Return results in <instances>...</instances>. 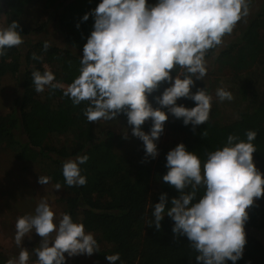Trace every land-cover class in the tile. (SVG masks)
<instances>
[{"label": "clouds", "instance_id": "1", "mask_svg": "<svg viewBox=\"0 0 264 264\" xmlns=\"http://www.w3.org/2000/svg\"><path fill=\"white\" fill-rule=\"evenodd\" d=\"M251 3L252 0H99L90 10L94 22L82 46L79 74L64 85L47 67L43 72L33 70L34 90L41 93L46 88L61 89L74 106L86 101L83 114L88 122L116 120L123 112L131 134L143 142L145 157L155 158V141L163 133L168 115L160 107H153L148 95L162 81H171L158 96H153L157 104L182 118L184 125L191 123L193 129L206 122L212 96L203 88L191 91L193 78H205L206 53L222 45L224 36L249 15ZM90 13H84L81 19L87 21ZM18 28L16 20L0 24V57L6 49L23 43ZM49 47V41H44L43 51ZM33 59L42 57L33 53ZM174 68L179 71L173 76L170 70ZM215 95L219 101L232 99L231 92L223 87L217 88ZM180 97L195 101V105L177 104ZM149 118L151 126L145 132L141 125ZM256 134L255 130H246L244 140L229 134L222 147L206 152L203 161L183 142L168 150L162 181L178 194L169 197L160 192L158 202L150 201L151 219L146 225L160 230L167 214L174 221V238L187 237L197 262L235 264L242 258L246 244V209L253 205L254 198L264 194V176L252 155L256 151L252 143ZM122 135L127 138L126 127ZM87 160L85 153L62 162L66 185L86 184L80 165ZM37 182L46 185L50 177L39 175ZM52 187L61 189V184L57 182ZM33 231L41 237L39 245L31 250L36 264H65V253L72 257L99 251L97 240L91 232H85L82 223L74 222L68 213H62L57 220L49 203L41 199L33 215L17 217L14 242L20 251L6 264H28L30 252L21 247V242ZM105 258L117 262L120 256L113 253Z\"/></svg>", "mask_w": 264, "mask_h": 264}, {"label": "trees", "instance_id": "2", "mask_svg": "<svg viewBox=\"0 0 264 264\" xmlns=\"http://www.w3.org/2000/svg\"><path fill=\"white\" fill-rule=\"evenodd\" d=\"M98 2L0 0V15L5 16L6 24L16 20L21 35L44 30L47 21L40 18L41 13L53 11L56 12L57 29L63 37L60 45L51 42L47 51H43L45 40L34 39L25 43L23 50L21 46H14L0 57V79L16 75L23 68L13 109L0 114V147L12 149L18 160L40 162L53 182L67 188L70 194L62 196V213L70 214L74 222L84 225L85 232L95 235L99 246V251L93 253L95 259L107 261L106 254L119 253L120 259L111 264H201L195 260V252L190 249L186 236L174 238L171 232L174 221L167 214L160 230L155 225H146L151 219L150 201L158 202L160 192H166L169 197L178 194L175 188L162 181L167 171L166 153L171 147L158 144V155L145 157L140 139L124 147L123 139H117L111 129L99 128L96 121L88 122L83 114L86 101L74 106L62 95L61 89L46 88L41 93L34 90L31 72H43L45 65L64 85L79 74L82 46L94 22L90 10ZM154 2L148 0V3ZM86 12L90 14L84 21L81 17ZM33 53L42 60L33 59ZM206 60L207 68H215L211 71L215 77L210 78V83L205 78L195 80L194 77L191 91L203 88L210 95L211 90L216 92L224 77L230 84L227 90L232 99L226 102L232 111L219 113L224 110H218L216 101H211L214 105L208 120L193 129L191 123L184 125L182 118L174 117L167 107L158 105L153 99L171 83L162 81L148 99L153 107H160L168 115L163 133L181 135L186 149L195 152L203 161L206 152L222 147L229 134L244 140L246 130H255L253 161L264 176V5L256 10L235 41L209 49ZM176 71L179 69L170 70V75L174 76ZM176 103L185 107L195 105V101L185 97L178 98ZM118 117L127 121L123 112ZM219 118L224 122H218ZM150 126L151 118L141 125L145 132ZM85 153L88 160L80 168L86 184L66 185L62 162ZM246 211V244L242 258L235 264H264V241L250 232L253 229L264 231V194L254 198L253 205ZM0 264H6V259L0 257ZM226 264L233 262L226 261Z\"/></svg>", "mask_w": 264, "mask_h": 264}, {"label": "rangeland", "instance_id": "3", "mask_svg": "<svg viewBox=\"0 0 264 264\" xmlns=\"http://www.w3.org/2000/svg\"><path fill=\"white\" fill-rule=\"evenodd\" d=\"M252 3L253 4H250L249 15L236 24L231 34L224 36L222 43L223 47L232 41H235L237 37L241 35V32L245 30L246 25L249 20L253 18L256 10H259L260 7L264 5V0H252ZM40 18L47 21L46 27L39 33H30V35L26 36L22 35L23 43L19 45L22 47V50L25 43L34 39L47 40L49 43L54 42L59 45L61 44L63 37L56 26V12L45 11L41 13ZM0 24L7 25L3 14L0 15ZM44 67L48 68L47 65ZM214 69L207 68L205 79L209 80V83L211 82L210 78L214 79L215 77L212 76ZM22 76L23 68L16 75H6L0 79V114H7L13 109V101L21 86ZM219 82V88L223 87L227 89L228 86H230L224 77ZM210 95L212 96V101H216L219 105L218 110H224L219 113L227 114L232 111L231 107L227 106V104H229V102H226L227 100L219 101L215 95L214 89L211 90ZM213 105L214 103H211V107ZM219 121L224 122L222 118H219L218 122ZM96 124L99 128L111 129L117 139H123L124 147L133 144L132 141L134 139L136 141L139 140L138 137L131 134V126L127 125V121L118 116L116 120H98L96 121ZM125 127L128 130L127 138H124L122 135V130H124ZM155 142L157 145L164 143L173 148L177 143L182 142V136L175 135L172 132H164ZM68 159H65L64 161ZM39 175L48 176L45 171H43L40 162L18 160L15 158L12 149L8 147H0V257L5 258L6 261L9 258H16L20 251V248L14 242L15 222L17 217L33 215L36 205L41 199H44L49 203L51 209L55 213L56 219L58 220L62 214V196L70 194L67 191V188L62 185L61 189H54L52 185L57 182H53L51 179L46 185L38 183L37 180ZM250 232L264 241V231L253 229L250 230ZM93 236L95 237L94 234ZM40 239L41 237H39L34 231L30 234V238L26 235L22 239L21 247L30 252L28 264H36V256L31 250L39 245ZM65 256V264H111L105 260L95 259L93 254H78L73 255L72 257H67V253H65Z\"/></svg>", "mask_w": 264, "mask_h": 264}]
</instances>
